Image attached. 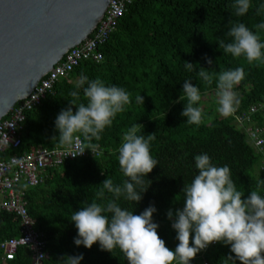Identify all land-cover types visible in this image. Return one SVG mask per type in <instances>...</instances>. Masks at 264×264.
Segmentation results:
<instances>
[{
    "label": "trees",
    "instance_id": "16d2710c",
    "mask_svg": "<svg viewBox=\"0 0 264 264\" xmlns=\"http://www.w3.org/2000/svg\"><path fill=\"white\" fill-rule=\"evenodd\" d=\"M234 2L138 0L132 3L116 31L100 48L101 63L80 64L55 84L38 107L24 114L21 146L16 151L8 150L0 160L39 148L67 147L52 141L53 136H59L55 121L61 110L69 107L73 99L71 92H79L77 104L87 103L83 94V87L87 85L81 87L79 82L82 73L89 80L101 79L106 86L123 87L131 95V104L117 114L99 141H93L102 152L99 157L91 156L87 150L84 158L47 170L40 185L25 190L27 212L45 238L43 264H57L61 257L78 254L84 257L81 264H128L119 249L112 254L101 251L98 243L91 249L77 247L74 238L78 233L71 216L84 202L91 203L96 198L100 184L107 177L114 184L127 179L120 170L118 149L124 132L133 124L143 126L138 134L156 133L150 150L158 165L145 178V186L149 181L151 185L139 204L123 198L119 203L137 215L154 204L157 212L153 220L159 225L158 235L169 249L174 250L178 241L166 211L174 213L183 207V185L191 183L198 174L195 156L206 153L214 165L229 166L237 189L245 196L257 190L258 181L264 180L263 158L238 127L235 116L247 113L251 107L264 106V64L249 65L243 58H234L219 48V42H231L226 34L232 24L238 22L254 33L259 32L264 41V30L253 27L264 23V9L260 15L256 14L264 0H251L252 7L243 17L235 15ZM207 59L213 61L211 66ZM185 61L192 63L196 70H186ZM237 67L245 70V79L234 89L240 101L237 111L224 117L218 111L202 109L203 122L187 124L181 115L187 103L184 81L189 80L199 87L202 100L216 94V80L211 85L206 84L197 74L199 68L219 73ZM137 95L143 97L144 105L136 103ZM197 106L201 108V101ZM248 126L264 129V111L252 115ZM262 137L264 139V135ZM260 192L264 195V185ZM18 231L19 221L14 215L0 214V242L18 237ZM229 254V246L214 243L200 252L191 264H224L222 257ZM0 264H32L31 254L28 249L20 248L13 261L4 262L0 257Z\"/></svg>",
    "mask_w": 264,
    "mask_h": 264
},
{
    "label": "clouds",
    "instance_id": "9594fccd",
    "mask_svg": "<svg viewBox=\"0 0 264 264\" xmlns=\"http://www.w3.org/2000/svg\"><path fill=\"white\" fill-rule=\"evenodd\" d=\"M252 7L251 0H235V15L243 17ZM264 5L256 9L260 15ZM231 23V21H230ZM264 30V23L254 25ZM231 42L220 40L219 48L234 58H243L249 65L264 64V41L259 32L254 33L244 23L232 24L227 32ZM208 65L213 61L207 59ZM185 69L194 71L195 66L187 61ZM198 76L208 85L216 80L217 111L224 117L233 115L239 107V99L234 91L245 79L243 67L216 73L199 68ZM80 86L87 103H79V92L69 95L73 98L67 109L58 114L55 127L59 136H53L62 146L72 147V157L82 156L86 150L96 154L101 134L111 127L117 114L123 113L131 104V95L123 87L106 86L96 78L89 80L83 73L79 77ZM183 94L187 98L181 115L189 125L203 122L202 109L197 105L201 101L199 87L185 80ZM137 104L144 105L141 95L135 97ZM73 107L76 108L75 114ZM143 128L133 124L123 136L118 149L120 170L127 178L120 184H114L106 178L96 192L91 203L74 211L71 222L77 229L74 244L91 249L99 244L101 251L114 253L119 249L128 264H191L197 255L214 243L230 247V253L222 257L224 264H264V195L259 180L257 190L245 193L238 190L232 179L229 166H216L208 154L195 156V168L198 174L189 184H184L183 207L173 213L166 211L178 241L174 250L169 249L158 235L159 225L154 222L157 212L150 204L139 215L121 207L119 201L139 204L143 194L151 185L145 186V178L157 167L158 161L151 154V142L156 133L147 136L138 134ZM82 137V138H81ZM99 201V202H98ZM234 254V255H232ZM83 254L61 257L57 264H81Z\"/></svg>",
    "mask_w": 264,
    "mask_h": 264
},
{
    "label": "built area",
    "instance_id": "2783aa9c",
    "mask_svg": "<svg viewBox=\"0 0 264 264\" xmlns=\"http://www.w3.org/2000/svg\"><path fill=\"white\" fill-rule=\"evenodd\" d=\"M138 0H111L104 15L92 33L80 45L68 50L62 59L44 75L28 96L18 101L8 114L0 120V156L8 150L16 151L21 146V124L24 114L38 107L61 79L68 77L80 64L92 62L100 64L103 57L100 48L116 31L120 19L129 5ZM264 111V106L251 107L247 113L235 116V121L251 141L253 147L262 155L264 164L263 128L248 126L251 116ZM75 144L62 149L39 148L21 155H11L0 160V214L14 215L19 221L18 237L0 242L2 261L14 260L18 249L26 248L31 254L32 264H43L45 258V238L36 228L35 221L27 212L25 190L37 187L43 182L44 174L49 169H56L67 161L84 158L72 157ZM97 149L95 157L101 155ZM90 155L94 156L90 151ZM264 169V165L261 170ZM214 245V244H212Z\"/></svg>",
    "mask_w": 264,
    "mask_h": 264
},
{
    "label": "water",
    "instance_id": "95a60500",
    "mask_svg": "<svg viewBox=\"0 0 264 264\" xmlns=\"http://www.w3.org/2000/svg\"><path fill=\"white\" fill-rule=\"evenodd\" d=\"M111 0H0V120L95 29Z\"/></svg>",
    "mask_w": 264,
    "mask_h": 264
},
{
    "label": "rangeland",
    "instance_id": "374dc122",
    "mask_svg": "<svg viewBox=\"0 0 264 264\" xmlns=\"http://www.w3.org/2000/svg\"><path fill=\"white\" fill-rule=\"evenodd\" d=\"M218 103L216 94H209L201 100V109H212L213 111H217Z\"/></svg>",
    "mask_w": 264,
    "mask_h": 264
}]
</instances>
